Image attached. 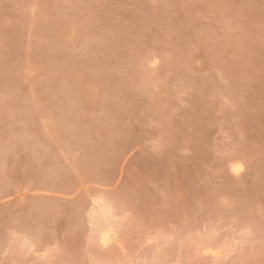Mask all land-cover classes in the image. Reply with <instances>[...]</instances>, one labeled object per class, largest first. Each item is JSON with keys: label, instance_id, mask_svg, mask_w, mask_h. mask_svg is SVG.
Masks as SVG:
<instances>
[{"label": "rangeland", "instance_id": "374dc122", "mask_svg": "<svg viewBox=\"0 0 264 264\" xmlns=\"http://www.w3.org/2000/svg\"><path fill=\"white\" fill-rule=\"evenodd\" d=\"M109 253L264 264V0H0V264Z\"/></svg>", "mask_w": 264, "mask_h": 264}, {"label": "bare ground", "instance_id": "6f19581e", "mask_svg": "<svg viewBox=\"0 0 264 264\" xmlns=\"http://www.w3.org/2000/svg\"><path fill=\"white\" fill-rule=\"evenodd\" d=\"M237 160L238 159H236V161L234 162V163H232L231 164V169L233 170V171H237V172H239L238 170L240 169V167H242L243 165H241V162H240V160H238L239 161V163H237ZM102 200V202H103V198L101 199ZM115 216H116V214H115V212H113V210H112V208H110V207H108L107 206V204H106V202L104 201V203H100V209L98 210V211H95L93 214H92V216H91V220H92V222H93V224H94V229H95V232H96V238L98 239H96L97 241H99V243L102 245V246H108V245H110V243L111 242H113L114 241V239H115V235L117 234L116 232V228H114L115 226H117V224L115 225L114 223H116V221L114 222V220H115ZM200 243V242H199ZM202 243V242H201ZM204 243V242H203ZM208 243V242H207ZM205 244V243H204ZM212 244H214V243H211L209 246H211ZM217 245H219L220 246V244L218 243ZM223 246H224V248H225V245H224V243L222 244ZM221 245V246H222ZM198 246V245H197ZM196 246V247H197ZM207 246V245H206ZM205 246V247H206ZM207 247L206 249L204 248V245H203V248L205 249V251L206 252H210V253H212L213 254V257L214 258H216L215 256H217L218 257V255L220 254V250H219V246H217L216 247V245H214V247H216V248H214L213 246H211V247ZM202 247V246H201ZM201 247L200 248H198V250H200L201 249ZM213 247V248H212ZM202 248V249H203ZM198 250H196V251H198ZM224 250V249H223ZM202 250H200V252H201ZM204 252V251H203ZM226 252V251H225ZM224 252V253H225ZM110 254H112V253H109V256L107 257H105V258H102L101 259V261L99 262V264H114V262H113V260H112V258L114 259V256L112 257ZM209 255H211V254H209ZM223 256V255H222ZM102 257V256H101ZM105 259V260H104ZM98 264V263H97Z\"/></svg>", "mask_w": 264, "mask_h": 264}]
</instances>
